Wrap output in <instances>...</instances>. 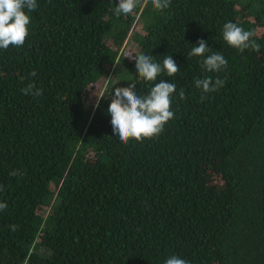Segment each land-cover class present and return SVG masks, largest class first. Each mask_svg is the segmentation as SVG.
<instances>
[{
  "label": "trees",
  "instance_id": "1",
  "mask_svg": "<svg viewBox=\"0 0 264 264\" xmlns=\"http://www.w3.org/2000/svg\"><path fill=\"white\" fill-rule=\"evenodd\" d=\"M36 2L25 44L0 49V264H264V0H139L119 17V0ZM227 22L260 51L230 46ZM201 39L226 68L189 56ZM141 53L180 70L145 81ZM206 77L225 83L205 94ZM161 79L174 119L122 142L115 88Z\"/></svg>",
  "mask_w": 264,
  "mask_h": 264
},
{
  "label": "clouds",
  "instance_id": "2",
  "mask_svg": "<svg viewBox=\"0 0 264 264\" xmlns=\"http://www.w3.org/2000/svg\"><path fill=\"white\" fill-rule=\"evenodd\" d=\"M154 7L158 10L166 9L170 6L171 0H152ZM139 0H119L118 6L114 9L117 17L121 14L127 15L138 7ZM37 8L36 0H0V49L7 50L10 45L17 48L25 44L26 38L30 34L29 25L31 23L30 13ZM255 33L251 30H244L236 23L227 22L223 26V39L240 51L245 49L260 51V45L253 37ZM208 42L201 39L198 46H193L189 52L190 57H202V68L208 72H219L226 68L228 61L221 52H211ZM137 74L140 78L148 82H155L163 73L168 77L176 75L180 68L172 55L164 56L163 63L156 62L152 55L138 54L134 56ZM31 75H35L33 72ZM195 86L202 90V93L217 91L223 86L225 81L217 78L215 83L211 77L195 79ZM25 94L34 97L43 94L42 89H36L34 85H29L22 89ZM177 93V86L174 82H165L163 79L155 83L146 95H140L136 91L134 83L127 87L115 88L112 102L107 109L111 115V124L115 136L122 142H128L134 138L143 142L144 138H153L164 131L167 122L174 119L175 112L172 109L173 99ZM179 97L185 99L183 89L179 90ZM204 95L201 99H205ZM11 175H19L18 171H13ZM6 203H0V210L6 209ZM15 230V226H11ZM165 264H189L187 259H182L177 255L166 259Z\"/></svg>",
  "mask_w": 264,
  "mask_h": 264
}]
</instances>
